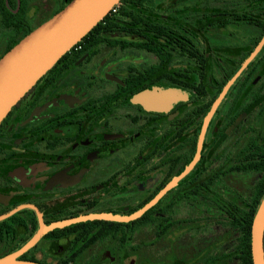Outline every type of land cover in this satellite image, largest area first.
<instances>
[{"label":"flooded vegetation","instance_id":"af4514ba","mask_svg":"<svg viewBox=\"0 0 264 264\" xmlns=\"http://www.w3.org/2000/svg\"><path fill=\"white\" fill-rule=\"evenodd\" d=\"M69 1L0 0V57ZM124 5L135 15L85 34L0 122V254L81 218L18 258L244 264L239 233L264 195V0ZM201 126L199 158L152 207L95 217L160 193Z\"/></svg>","mask_w":264,"mask_h":264},{"label":"water","instance_id":"95a60500","mask_svg":"<svg viewBox=\"0 0 264 264\" xmlns=\"http://www.w3.org/2000/svg\"><path fill=\"white\" fill-rule=\"evenodd\" d=\"M120 0H70L47 20L36 26L0 57V122L11 108L35 85L56 61L97 24ZM202 126L197 147L189 165L163 190L140 209L124 217L100 215L95 217L115 221H131L146 210L173 186L199 158ZM94 217V216H92ZM56 221L48 226L40 223L39 230L17 250L0 256V264H49L18 258L32 247L41 234L70 221ZM264 195L253 215L250 226L251 264H264Z\"/></svg>","mask_w":264,"mask_h":264},{"label":"trees","instance_id":"16d2710c","mask_svg":"<svg viewBox=\"0 0 264 264\" xmlns=\"http://www.w3.org/2000/svg\"><path fill=\"white\" fill-rule=\"evenodd\" d=\"M127 1L128 0H120L119 3L117 4V6L115 7V10L114 11H109V13L106 14L97 24H95L90 29V31L88 33L107 31V28H108L107 26L112 25L114 23L115 19H119V18H123V17H127V16H134L135 14L132 13L129 8L124 7L125 6L124 4ZM18 41H16L15 43H17ZM57 62H58V60L56 61V63ZM38 81L36 83H38ZM257 203H258V200L255 202V204L257 205ZM253 214H251L250 216H248L246 218L247 219V225L245 227V230L243 231L242 234H241V232L239 233L240 237H241V239H240L241 240L240 248L242 250L241 258L243 259L244 264H251V256H250V226H251V220L253 218ZM142 218L144 219V216ZM20 258L21 259L40 261V260L35 259L34 257H26L25 255H22ZM40 262H43V261H40Z\"/></svg>","mask_w":264,"mask_h":264},{"label":"rangeland","instance_id":"374dc122","mask_svg":"<svg viewBox=\"0 0 264 264\" xmlns=\"http://www.w3.org/2000/svg\"><path fill=\"white\" fill-rule=\"evenodd\" d=\"M150 234L146 231H142V233H139V236L141 237V240H143L144 242H148L150 240ZM144 251L147 252V254L151 257L152 252L150 247H144Z\"/></svg>","mask_w":264,"mask_h":264},{"label":"built area","instance_id":"2783aa9c","mask_svg":"<svg viewBox=\"0 0 264 264\" xmlns=\"http://www.w3.org/2000/svg\"><path fill=\"white\" fill-rule=\"evenodd\" d=\"M118 4V3H117ZM117 4L116 5H114L112 8H111V10L110 11H114L115 10V7L117 6Z\"/></svg>","mask_w":264,"mask_h":264}]
</instances>
